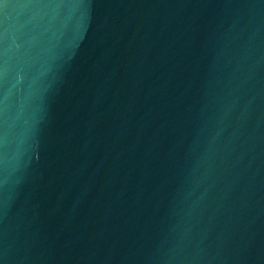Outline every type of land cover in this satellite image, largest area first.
Wrapping results in <instances>:
<instances>
[{
	"label": "water",
	"instance_id": "1",
	"mask_svg": "<svg viewBox=\"0 0 264 264\" xmlns=\"http://www.w3.org/2000/svg\"><path fill=\"white\" fill-rule=\"evenodd\" d=\"M0 264H264V0H0Z\"/></svg>",
	"mask_w": 264,
	"mask_h": 264
}]
</instances>
